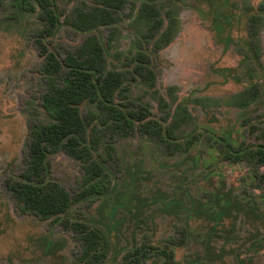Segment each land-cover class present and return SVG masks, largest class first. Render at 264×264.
<instances>
[{
  "label": "rangeland",
  "instance_id": "obj_1",
  "mask_svg": "<svg viewBox=\"0 0 264 264\" xmlns=\"http://www.w3.org/2000/svg\"><path fill=\"white\" fill-rule=\"evenodd\" d=\"M9 1L0 5V264H79L81 241L66 225L72 221L106 234L109 250L100 264H121L138 245H168L176 264H264V179L252 176L264 167L248 157L233 161L223 155L264 143V22L258 57L246 34L247 17L261 0H152L164 22L167 11L178 21L170 43L155 52L140 40V0L123 3L114 23L87 31L69 20L97 0H50L57 22L42 38L50 52L61 59L85 35L95 34L107 68L125 72L130 107L146 105L158 121L167 112L169 124L181 102L190 118L174 134L181 141L195 139L189 149L176 151L138 131L124 137L101 129L97 152L105 157L110 186L73 203L57 220L22 212L5 188L24 166L28 121L51 120L41 104L47 80L34 41L40 22L35 12L8 19ZM134 49L150 56L154 90L132 75ZM253 85L256 99L238 105L233 96ZM167 87H174L173 98ZM160 97L168 106H160ZM120 101L125 100L117 96ZM81 110L85 115L86 106ZM46 160L51 180L70 194L79 189L84 172L78 160L62 150ZM179 238L184 242L173 246ZM146 264L164 263L153 254Z\"/></svg>",
  "mask_w": 264,
  "mask_h": 264
},
{
  "label": "trees",
  "instance_id": "obj_2",
  "mask_svg": "<svg viewBox=\"0 0 264 264\" xmlns=\"http://www.w3.org/2000/svg\"><path fill=\"white\" fill-rule=\"evenodd\" d=\"M9 0H0L5 5ZM134 0H97L90 9H76L69 23L77 30L87 31L98 26H108L116 21V12L123 3ZM152 0H140L135 18L143 24L140 40L151 43L155 52L166 46L177 31V17L166 12V21L152 5ZM11 9L8 19L35 12L41 28L34 41L42 58L41 71L47 80V91L42 96V108L50 116L47 122L28 121L27 151L23 156L24 166L20 173L10 176L5 183L6 190L12 195L22 212L30 213L43 220H57L70 206L86 200L91 195H102L110 186V175L102 165L105 157L97 152L105 129L120 136H129L140 132L146 137L161 141L172 150L184 151L194 143V137H183L181 141L174 132L188 121L190 114L179 102L171 115L174 123L166 124L169 114L163 113L161 121L150 118L146 105L132 108L127 99L128 87L125 85V72L107 68L106 53L99 38L89 33L73 50L59 59L50 52L42 38L50 36L56 26L57 16L50 0H10ZM257 12L250 13L246 20V34L252 53L258 57L260 42L259 28L264 22V0L256 5ZM136 47V46H135ZM134 47V48H135ZM137 49V48H135ZM132 53V72L146 88L154 90L155 72L150 56L142 50ZM174 87H167L168 96L173 98ZM124 101L116 102V97ZM257 96L256 87L236 93L233 98L237 104L245 106ZM170 99V98H169ZM128 100V101H127ZM86 106L84 115L81 106ZM168 106L160 97V106ZM62 150L78 160L83 169L81 184L77 191L70 194L57 181L48 177L47 157ZM100 156V160L96 156ZM109 155V152H108ZM226 158L241 160L247 158L264 167V143L255 147L224 153ZM254 178L264 179L261 174H252ZM72 228L81 241L82 251L79 264H100L108 250V238L99 228L77 221L66 224ZM184 238L172 239L173 246H179ZM157 254L164 264H176L173 249L168 245L162 248L150 245H138L129 249L121 264H146ZM34 264V263H31ZM198 264H212L202 261Z\"/></svg>",
  "mask_w": 264,
  "mask_h": 264
}]
</instances>
